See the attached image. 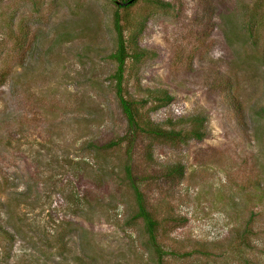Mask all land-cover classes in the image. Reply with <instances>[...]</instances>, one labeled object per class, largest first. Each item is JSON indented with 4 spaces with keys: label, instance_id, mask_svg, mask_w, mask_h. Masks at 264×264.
Returning a JSON list of instances; mask_svg holds the SVG:
<instances>
[{
    "label": "rangeland",
    "instance_id": "rangeland-1",
    "mask_svg": "<svg viewBox=\"0 0 264 264\" xmlns=\"http://www.w3.org/2000/svg\"><path fill=\"white\" fill-rule=\"evenodd\" d=\"M118 1L0 0V264H157L125 163L162 264H264V0ZM114 11L125 95L201 138L115 143Z\"/></svg>",
    "mask_w": 264,
    "mask_h": 264
},
{
    "label": "trees",
    "instance_id": "trees-1",
    "mask_svg": "<svg viewBox=\"0 0 264 264\" xmlns=\"http://www.w3.org/2000/svg\"><path fill=\"white\" fill-rule=\"evenodd\" d=\"M127 0H119L118 2H125ZM135 0H132L126 4H117V7L124 9L133 4ZM118 15L114 11L113 12V20H112V27L113 30L117 33V46L114 52L110 53V58L115 63V69L112 73V79L114 80L113 87L115 98L117 100V105L125 119V132L119 137L118 140L115 141L118 144L121 141L126 142V150L127 152L130 150L131 143L138 137V136H146L152 139H159V140H177L184 142L186 139L195 138L199 139L202 136L201 125H202V118L201 116H191L187 117V122L190 124V128L183 131V130H173V129H163L159 125L153 123L147 113L142 110L146 100L143 98L136 99L130 96L125 95L124 90H122V76H123V69H124V62L127 57H134L137 59L139 54L136 52L128 53L126 51V46L124 45L123 39L121 38V30L120 25L118 23ZM135 33L133 36L130 37L133 40ZM169 96L166 95L165 92L163 94L156 96L155 105H152L148 108H157L163 106L167 103ZM260 114L264 117V108H260ZM129 163H125L123 166L125 170V176L127 178V182L129 183L130 187L132 188L134 199L136 201V211L133 214L134 218H139L143 221L144 224V231L147 235L146 243L148 246L152 248L154 252L157 253V264H162L159 259V247L155 240V231L157 228V220L153 217V214L146 208L144 199H142L141 193L136 189L134 184L135 180L133 179V175L131 176L130 173V166ZM178 170V171H177ZM179 173V169H176L174 166L169 167L166 170V174L169 177L174 176V174ZM3 233V232H2Z\"/></svg>",
    "mask_w": 264,
    "mask_h": 264
},
{
    "label": "water",
    "instance_id": "water-1",
    "mask_svg": "<svg viewBox=\"0 0 264 264\" xmlns=\"http://www.w3.org/2000/svg\"><path fill=\"white\" fill-rule=\"evenodd\" d=\"M132 0H127V1H125V2H116L117 4H126V3H129V2H131Z\"/></svg>",
    "mask_w": 264,
    "mask_h": 264
}]
</instances>
